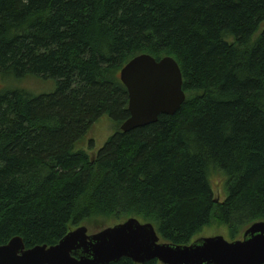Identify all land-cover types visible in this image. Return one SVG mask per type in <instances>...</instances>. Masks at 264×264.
<instances>
[{
  "label": "trees",
  "instance_id": "16d2710c",
  "mask_svg": "<svg viewBox=\"0 0 264 264\" xmlns=\"http://www.w3.org/2000/svg\"><path fill=\"white\" fill-rule=\"evenodd\" d=\"M145 54L177 61L187 100L123 133L121 71ZM0 73L58 84L0 93V247L130 218L165 243L214 224L234 242L264 222V0H0ZM104 116L117 132L91 158L78 144Z\"/></svg>",
  "mask_w": 264,
  "mask_h": 264
},
{
  "label": "water",
  "instance_id": "95a60500",
  "mask_svg": "<svg viewBox=\"0 0 264 264\" xmlns=\"http://www.w3.org/2000/svg\"><path fill=\"white\" fill-rule=\"evenodd\" d=\"M120 78L130 113L121 126L123 133L174 116L186 103L182 70L171 57L157 61L138 56L122 69ZM123 259L134 264H264V222L253 224L234 242L216 236L189 246L163 243L153 224L130 218L92 235L87 227H78L53 247L27 249L20 237L0 247V264H113Z\"/></svg>",
  "mask_w": 264,
  "mask_h": 264
},
{
  "label": "rangeland",
  "instance_id": "374dc122",
  "mask_svg": "<svg viewBox=\"0 0 264 264\" xmlns=\"http://www.w3.org/2000/svg\"><path fill=\"white\" fill-rule=\"evenodd\" d=\"M57 88L58 84L55 80H45L34 76H27L23 79H17L11 74L0 73V93L7 94L12 92H25L31 96L39 97L43 95L54 94L57 91ZM116 132L117 128L115 123L109 116H104L79 142L77 150H84L90 155L91 158H95L98 152L105 147L107 142L115 135ZM212 179L215 195L220 200L225 201L227 198V192L224 189V176L220 173H217L214 174ZM114 225L115 223L113 222L97 221L95 223H84L80 227H87L90 235H92L99 233L106 228L113 227ZM75 229L77 228H74V230ZM243 235L238 239H242ZM216 236H223L227 241L233 242L230 238L229 230L216 224L206 227L199 235L196 236L195 241L202 238Z\"/></svg>",
  "mask_w": 264,
  "mask_h": 264
}]
</instances>
